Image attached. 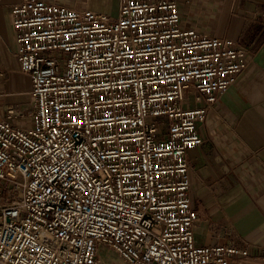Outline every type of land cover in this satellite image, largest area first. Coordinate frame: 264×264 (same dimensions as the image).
Returning a JSON list of instances; mask_svg holds the SVG:
<instances>
[{"label": "built area", "instance_id": "1", "mask_svg": "<svg viewBox=\"0 0 264 264\" xmlns=\"http://www.w3.org/2000/svg\"><path fill=\"white\" fill-rule=\"evenodd\" d=\"M12 15L35 111L0 117V264H100L101 246L233 264L238 248L196 243L188 151L247 49L188 26L177 0H119L115 17L20 0Z\"/></svg>", "mask_w": 264, "mask_h": 264}, {"label": "crops", "instance_id": "2", "mask_svg": "<svg viewBox=\"0 0 264 264\" xmlns=\"http://www.w3.org/2000/svg\"><path fill=\"white\" fill-rule=\"evenodd\" d=\"M19 1L0 0V117L10 119L7 109L14 106L11 119L24 125L35 107L31 80L20 70L13 25L12 7ZM47 1L111 16L119 9V0ZM177 2L188 26L235 40L250 60L207 122L199 124L203 144L188 151L191 198L200 213L195 240L238 248L233 264H264V0Z\"/></svg>", "mask_w": 264, "mask_h": 264}, {"label": "rangeland", "instance_id": "3", "mask_svg": "<svg viewBox=\"0 0 264 264\" xmlns=\"http://www.w3.org/2000/svg\"><path fill=\"white\" fill-rule=\"evenodd\" d=\"M116 14V12L113 13V16ZM21 122L26 126L30 125V122L28 121L23 120ZM98 259L100 264H130L122 257L119 252L107 246H101L99 248Z\"/></svg>", "mask_w": 264, "mask_h": 264}]
</instances>
